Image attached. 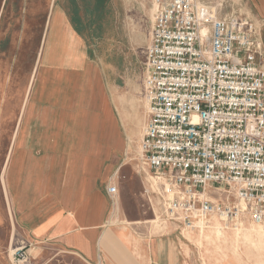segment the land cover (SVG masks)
Returning a JSON list of instances; mask_svg holds the SVG:
<instances>
[{"label":"built area","instance_id":"built-area-1","mask_svg":"<svg viewBox=\"0 0 264 264\" xmlns=\"http://www.w3.org/2000/svg\"><path fill=\"white\" fill-rule=\"evenodd\" d=\"M262 27L201 0H153L140 159L154 181L144 192L183 231L216 218L264 223ZM107 193H120L113 179ZM13 259L31 254L18 247Z\"/></svg>","mask_w":264,"mask_h":264},{"label":"crops","instance_id":"crops-1","mask_svg":"<svg viewBox=\"0 0 264 264\" xmlns=\"http://www.w3.org/2000/svg\"><path fill=\"white\" fill-rule=\"evenodd\" d=\"M8 1L0 0L1 112L10 132L5 188L20 241L31 257L53 247L77 255L80 264H177L162 251L169 239L130 247L107 236V186L122 168V143L106 68L77 45L65 60L60 38L46 46L43 28L35 58L26 68L18 65L22 51L10 55L9 49L28 31L27 21L45 19L48 1L54 3L50 17L60 19L62 12L56 0H12L9 7ZM260 13L264 43V8ZM14 20L22 27L14 29Z\"/></svg>","mask_w":264,"mask_h":264},{"label":"rangeland","instance_id":"rangeland-1","mask_svg":"<svg viewBox=\"0 0 264 264\" xmlns=\"http://www.w3.org/2000/svg\"><path fill=\"white\" fill-rule=\"evenodd\" d=\"M11 1H8V7ZM201 1L215 7L220 16H249L262 25L260 12H263L264 0L263 3L262 0ZM53 6L54 3L49 1L44 3L45 19L30 18L28 31L10 47L9 52L14 55L22 51L18 54V65L23 64L26 68L33 56L35 58L45 29L48 30L46 46L60 38L61 55L65 60L73 58L68 49L77 45L79 51L93 54L106 68L122 143L118 153L122 168L116 169L110 178L119 185L120 193L117 199H110L105 223L107 236L130 247L142 241L169 239L172 245L166 247L165 254H171L177 264H264L259 224L242 220L236 227L239 229H235L226 228L223 221L214 220L207 228L183 231L162 213L155 198L149 202L144 192L153 183L140 159V141L149 117L145 60L153 26V0H56L55 9L62 12L60 19L49 16ZM4 21L5 18L0 30ZM20 27V21L14 20L13 28ZM59 29L60 35L57 36ZM3 86L0 83V264H23L13 259L15 250L27 245L19 239L15 214L5 188L10 132H6L1 112ZM150 174L153 176L152 172ZM215 221L218 223L214 224ZM32 253L28 264H80V258L66 249L49 247Z\"/></svg>","mask_w":264,"mask_h":264},{"label":"bare ground","instance_id":"bare-ground-1","mask_svg":"<svg viewBox=\"0 0 264 264\" xmlns=\"http://www.w3.org/2000/svg\"><path fill=\"white\" fill-rule=\"evenodd\" d=\"M145 170L147 171L148 176L152 178V175L150 174L148 168H145ZM153 181H154V180H153ZM118 196H119V195H118ZM118 196H117V197H118ZM214 220H219V221H221V219H219V218H216V219H214ZM215 223H218V222L215 221L214 224H215ZM220 223H221V222H220ZM257 225H258V224H257ZM259 226H260V227H259V228H260V234H261V236H262V238H261V243L264 245V225H260V224H259ZM235 229H239V228H235ZM192 239H193V238H192ZM171 245H172V242H171ZM165 250H166V249H162L163 252H165Z\"/></svg>","mask_w":264,"mask_h":264}]
</instances>
